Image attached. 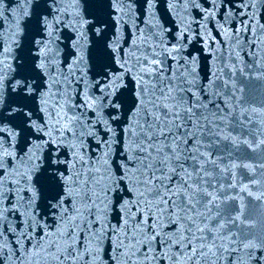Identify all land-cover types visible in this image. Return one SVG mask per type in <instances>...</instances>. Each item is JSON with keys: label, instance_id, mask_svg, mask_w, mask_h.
Segmentation results:
<instances>
[{"label": "snow or ice", "instance_id": "6c2138e0", "mask_svg": "<svg viewBox=\"0 0 264 264\" xmlns=\"http://www.w3.org/2000/svg\"><path fill=\"white\" fill-rule=\"evenodd\" d=\"M191 6L200 8L194 0ZM32 7L36 53L16 75H9L15 40L0 37V264H233L232 257L264 264V239L226 237L220 213H212L219 190L209 191L207 165L215 161L198 152L196 136L204 86L187 63L170 70L177 46L142 36L143 47L133 40L125 50L119 24L131 0H39ZM0 8L9 11L5 0ZM12 12L30 15L21 4ZM27 24L18 21L13 37L27 34ZM109 25L116 28L111 41ZM248 25L264 30L253 16ZM62 28L73 34L67 71L54 47ZM89 32L93 48L86 47ZM81 83L82 101L70 103L68 89ZM117 144L119 161L112 158ZM107 238L112 254L102 256Z\"/></svg>", "mask_w": 264, "mask_h": 264}, {"label": "water", "instance_id": "95a60500", "mask_svg": "<svg viewBox=\"0 0 264 264\" xmlns=\"http://www.w3.org/2000/svg\"><path fill=\"white\" fill-rule=\"evenodd\" d=\"M194 2L200 4V8L192 7V0H154L151 9H148L146 0H131L133 10L123 15L119 24V44L128 50L133 40L143 47L142 36L148 38L149 44L163 41L165 48L173 45L178 48L177 59L167 61L170 70L178 68L182 72L185 63L195 69L196 84L204 86V93L200 94L204 107L200 109V128L196 130L198 152L215 161L214 165H207L212 173L209 191L219 190V199L212 207V213H220L216 223L225 225L223 234L226 237L242 241L247 237L255 242L264 239V144H261L264 141V30L257 26L253 31L251 25L245 27V22L248 16H253L254 23L258 21L259 25H264V0H215V8L214 0ZM5 3L9 11L4 12L0 8V37L15 40L9 57V75L12 76L20 71L18 66L31 63L36 53L29 38L34 35L31 28L37 11L32 5L39 0H5ZM244 3L255 4V7L245 8ZM18 4L28 10V17L21 19L18 14H13L12 9H16ZM84 10L85 5L81 3L82 14ZM229 12L232 15L226 16ZM245 12L248 15H241ZM88 18L91 19L90 16ZM102 19L107 22V16ZM25 20L28 33L21 30L13 37L17 22L23 26ZM99 27H105V24ZM109 28L107 37L111 41L116 28L110 25ZM57 35L59 40L54 47L58 48V59L67 71L64 61L65 58L69 63L72 60L68 52L73 34L62 28ZM88 36L86 47L93 48L91 41L94 37L91 32ZM192 91L198 90L194 87ZM68 92L72 98L70 103H80L83 84L79 88L72 84ZM189 148L196 150L194 144ZM121 149V145H113V159L119 161ZM114 215L112 213L109 217L113 224ZM23 219L20 216V220ZM7 220L12 227L18 222L15 215H8ZM101 248L102 256L103 250L112 254L111 238L105 239ZM232 260L235 264L236 257ZM220 264H227V260H221Z\"/></svg>", "mask_w": 264, "mask_h": 264}]
</instances>
